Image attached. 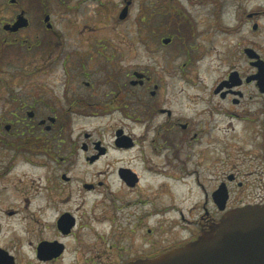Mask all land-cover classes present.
<instances>
[{"label": "flooded vegetation", "instance_id": "obj_1", "mask_svg": "<svg viewBox=\"0 0 264 264\" xmlns=\"http://www.w3.org/2000/svg\"><path fill=\"white\" fill-rule=\"evenodd\" d=\"M128 1L125 19L120 15L127 1L117 10L122 22L132 11L133 0ZM205 1L146 0L144 23L152 38L187 59L171 76L184 81L188 67L197 71L200 83L191 85L197 93L185 101L184 88L170 89L150 67L133 70L123 83L116 72H105L103 81L88 78L79 91L73 89L68 69L58 87L48 80L34 82L40 73L50 74L61 53L53 55L62 42L48 34L56 29L53 9L49 0H0V67L2 53L12 46L36 59L35 68L18 71L21 83H0V204L17 199L4 211L0 207V235L7 222L17 219L26 234L12 232L0 242V264H128L151 259L196 240L234 209L264 205V0H241L230 21L220 19V5ZM193 6L199 18L188 9ZM87 54L82 76H87ZM70 57L66 52L63 60ZM104 71L102 66L98 73ZM203 71L215 75L208 85L199 79ZM78 118L110 124L116 120L107 129L112 141L106 143L97 129L76 132ZM120 154L130 156L128 164L117 166L118 183L126 191L133 193L141 186L140 172L176 180L172 170L189 179L201 199L186 210L170 205L150 213L177 215L154 228L146 227L140 217L132 229L124 231L118 225L107 236L96 226L102 225L103 217L89 222L81 213L87 196L104 188L106 181L82 182L86 196L79 195L73 187L77 181L57 171H70L80 158L96 166L115 155L120 163ZM25 165L42 175L22 189L19 171ZM99 195L90 210L95 214L101 207V214L113 221L107 214L118 210L121 194L110 189ZM147 204L152 203L135 199L123 206ZM163 224L170 235L155 240V228ZM23 248L30 255H21ZM71 253L74 257L67 260Z\"/></svg>", "mask_w": 264, "mask_h": 264}, {"label": "rangeland", "instance_id": "obj_2", "mask_svg": "<svg viewBox=\"0 0 264 264\" xmlns=\"http://www.w3.org/2000/svg\"><path fill=\"white\" fill-rule=\"evenodd\" d=\"M194 1L195 3L197 2V0ZM79 2H81V0H73L68 4H64L62 0H49V4L53 9L56 29L54 33L48 34L55 35L56 42H62V44H57L52 52L53 55L58 52L61 53L56 56V62L54 61L55 64L52 66L50 74L46 76L40 73V76L35 77L34 82L39 81L38 83H42L44 80H48V82L58 87L60 84H63L64 71L68 69L71 72V84L73 89L79 91L84 89V80L88 78H99L103 81L108 71L109 74L116 72L121 78V83H123L127 75L133 70L150 67L153 70L152 73H154V77L162 79L163 83L168 84L170 89L179 90L184 88L186 90L182 100L186 101L187 99L193 98L197 91H195L194 87H191V85L194 86L197 82L200 83V81L196 79L197 71H195L196 69L194 67H188L187 70L184 71L186 73L184 76H187L186 78L184 77V81L180 80L179 75L171 76V74H178L179 68L182 67L187 59L176 55V53L173 52L172 46L164 48L159 38H152V31L149 27H145L146 25L144 23L146 19L145 11L147 9L146 0H133L129 20L125 22H122L119 20V17H117V10L124 7V0H87L86 2ZM209 2L211 4L217 3V5H220V19L225 21L233 20V14L235 13L234 7L241 4V0L205 1V3ZM188 9H191L193 14L199 18L197 7L193 6ZM204 9V7L199 8L201 15H203ZM48 34L44 36H48ZM155 48H158V52L160 53L151 55L150 53L155 51ZM5 49V52L2 53V55H4V60L1 66L3 67V71H0V83H21L23 79L18 76V71L35 68L36 59L34 60L33 57L26 55L24 53L26 51H24L23 48L19 49L16 46H12ZM66 52L71 53L69 61L63 60V56ZM86 53H88L87 56L89 55L88 59L86 56L87 63L84 68L87 76H82L83 70L81 68V63H83L82 59L85 57ZM102 66H104L105 71L98 73V70ZM92 71H94L93 76H91ZM213 76L215 75L212 74V72L203 71L199 74V79L202 81L201 84H210ZM76 121V132L78 130L91 132L97 129L101 131V138H103L106 143L112 141L113 134L107 131V129H109L108 125L110 124L108 120H85L78 118ZM116 122V120L112 121L110 125L113 126ZM113 156L115 155H112L109 160L105 159L96 166L88 165L83 161V158H80L70 171H57V174L60 175L65 172L68 177L77 181L73 184V187L77 192L81 191L79 195L84 194L83 190L80 188L82 182L106 181L104 188L97 189L93 195L87 196V204L81 213H83V218L89 222H94L95 217H103L102 219H104V222H102V225L97 223L96 226L100 229L102 228L101 231L107 236L112 228L115 229L118 225L124 231L132 229L136 221H140V217H144L143 222L146 227L154 228L159 222L173 220L177 215L172 211L163 216L152 215L153 217H150V213L155 214L159 209H165V207L170 205H176L179 209L183 206L186 210L192 207L198 199H201V194L197 187H195L189 179H181V176L172 170H170V173L174 174L177 178L176 180H165L164 178H158L155 173L140 172L139 170L142 177V184L135 192L130 193L123 187H120L121 185L118 183L119 177L117 173V166L128 164L130 156L129 154H120V163H117L116 158ZM163 172L167 173L165 171ZM41 175L42 172L38 169H34V167L26 165L21 167L19 179L21 180L22 187H20L22 189L25 188L31 180L38 179ZM110 189L121 194V197L117 200L118 210L113 214H107L111 216L113 221L101 214V207L95 211V214H93L94 212L89 208L92 201L96 199L95 197L100 196L99 194L101 191ZM84 195L86 196V194ZM135 199H145L146 202H151L152 204H147L145 206L137 205L135 208H126L123 206V203ZM77 200V202L73 203L74 207L78 206L80 202L79 199ZM16 201L17 199H11L8 204H0L1 210L4 211L10 208ZM17 221L18 219L5 224L4 231L0 235V242L5 241L6 236L11 237L10 235L12 232H17L26 236L24 233V225L21 221H18L19 223ZM162 226V229L155 228L157 233L155 240L160 239L162 236L170 235L168 225L163 224ZM83 232L90 233L86 229ZM19 253L21 255H30L29 251L24 248ZM72 257H74V255L71 253L66 259L70 260Z\"/></svg>", "mask_w": 264, "mask_h": 264}, {"label": "water", "instance_id": "obj_3", "mask_svg": "<svg viewBox=\"0 0 264 264\" xmlns=\"http://www.w3.org/2000/svg\"><path fill=\"white\" fill-rule=\"evenodd\" d=\"M126 1L122 20L131 4ZM128 264H264V205L234 209L196 240L155 258Z\"/></svg>", "mask_w": 264, "mask_h": 264}, {"label": "bare ground", "instance_id": "obj_4", "mask_svg": "<svg viewBox=\"0 0 264 264\" xmlns=\"http://www.w3.org/2000/svg\"><path fill=\"white\" fill-rule=\"evenodd\" d=\"M159 176H163V174L162 173H159ZM161 178V177H160Z\"/></svg>", "mask_w": 264, "mask_h": 264}]
</instances>
